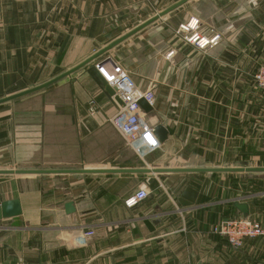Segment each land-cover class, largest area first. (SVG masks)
<instances>
[{
    "label": "crops",
    "instance_id": "obj_1",
    "mask_svg": "<svg viewBox=\"0 0 264 264\" xmlns=\"http://www.w3.org/2000/svg\"><path fill=\"white\" fill-rule=\"evenodd\" d=\"M176 1L0 0V95L61 74ZM251 14L240 33L237 6L188 0L51 84L68 90L65 105L9 116L0 170L264 167V90L251 78L264 58V2ZM195 32L218 39L200 49L184 38ZM99 60L104 77L126 63L134 84L151 89L146 117L168 130L163 148L139 158L109 123L116 106L87 73ZM251 175L263 189L239 193L234 181ZM186 186L198 196L183 208ZM139 187L148 196L126 207ZM15 198L19 225L0 220V264H264V239L233 248L210 232L227 217L264 225V172L0 174V202ZM87 229L93 234L78 243Z\"/></svg>",
    "mask_w": 264,
    "mask_h": 264
},
{
    "label": "built area",
    "instance_id": "obj_2",
    "mask_svg": "<svg viewBox=\"0 0 264 264\" xmlns=\"http://www.w3.org/2000/svg\"><path fill=\"white\" fill-rule=\"evenodd\" d=\"M189 27L195 29L197 21L192 26L187 24L183 28L188 30ZM184 37L187 42L200 49L208 44H215L218 39V35H214L209 41H205L203 38L198 39L197 32ZM252 79L259 89L264 90V64L257 67ZM106 81L114 91L110 98L116 106L115 112L109 118V123L122 137L126 146L139 158H143L147 151L159 146L151 131L152 123L148 121L146 114L137 104L139 98H144L151 104L153 100L152 91L148 88L142 90L136 86L130 77V73L118 65L114 66V70L107 76ZM115 96L120 99V103L115 100ZM148 194L146 188L139 187L124 200V204L126 207L135 206L144 200ZM210 232L225 239L233 248L242 246L246 238L264 239V225L249 217L223 218L211 226ZM92 234L93 231L85 230L77 242L84 243Z\"/></svg>",
    "mask_w": 264,
    "mask_h": 264
},
{
    "label": "water",
    "instance_id": "obj_3",
    "mask_svg": "<svg viewBox=\"0 0 264 264\" xmlns=\"http://www.w3.org/2000/svg\"><path fill=\"white\" fill-rule=\"evenodd\" d=\"M188 0H178L175 3L171 4L164 10L156 13L152 17L148 18L147 20L143 21L139 25L135 26L134 28L130 29L111 43L107 44L88 58L82 60L78 64L72 66L68 70L62 72L61 74L43 82L39 85L34 87L28 88L26 90L5 96L0 98V104L13 101L15 99L21 98L25 95L37 92L42 90L51 84L55 83L56 81L72 74L73 72L77 71L78 69L89 65L94 60L101 57L104 53L109 51L111 48L122 42L123 40L127 39L134 33L138 32L142 28L146 27L147 25L151 24L158 18L162 17L166 13L170 12L171 10L177 8L178 6L182 5L183 3L187 2ZM109 60V59H108ZM104 60H99L94 65L89 66L87 68V73L94 78L95 82L100 85L109 96H112L114 91L109 86L106 81L107 77H104L101 72H103L104 67ZM115 100L120 103V99L118 97H114ZM138 106L142 108L145 114L149 113L152 110L151 104H149L144 98H139L137 100ZM152 123V134L154 135L155 139L159 143V146L163 148L165 141L167 140L168 130L160 123H156L151 121ZM264 172V167H217V168H189V167H178V168H161V167H154V168H112V169H5L0 170V174H27V173H128V172ZM198 196V191L190 186H186L180 195L177 197V201L181 207L187 208L191 207L195 204L196 199ZM236 208H238L242 213H246V206L244 204H235ZM75 208L73 207L72 202H68L65 204V211L66 213L74 212ZM21 214V207L20 202L18 199H8L3 200L0 202V220L2 219H11V226H18L19 225V215Z\"/></svg>",
    "mask_w": 264,
    "mask_h": 264
},
{
    "label": "rangeland",
    "instance_id": "obj_4",
    "mask_svg": "<svg viewBox=\"0 0 264 264\" xmlns=\"http://www.w3.org/2000/svg\"><path fill=\"white\" fill-rule=\"evenodd\" d=\"M225 1V0H224ZM228 4H232L233 6H237V14H238V20H236V23L239 25V31L240 33L245 30V25H250V19L252 16V9L255 8L258 3H263L264 0H226ZM227 8V7H226ZM230 8V7H228ZM151 13H154V10H150L147 13L144 14V17L141 19H144L147 16H150ZM235 23V22H234ZM230 25V23H228ZM183 28V26H181ZM149 28V27H148ZM146 32L149 33V29H146ZM147 34V33H144ZM185 38V37H184ZM128 59L131 61L132 59L128 57ZM264 64V58L262 59L260 56H257L255 58V67L257 68L259 65ZM122 68H124L126 71L130 73V77L133 76V72L131 68L128 67L126 63H119ZM253 75V74H252ZM252 78V76H251ZM55 85H52L50 87H46L42 89V91H37L35 93L29 94L28 96L15 100L13 103H5L0 105V127H6L7 128V118L9 116H13L15 114H24L25 111H33L36 110V107L41 105H52L54 107H59L61 105H65L66 97L64 98L65 94H68V90L66 88H56ZM11 93L15 92H6V94H1L0 98L11 95ZM17 93V92H16ZM62 94H64L62 96ZM69 98V96H68ZM16 111V112H15ZM50 130H54V125L50 126ZM252 179H249L247 183L243 182V180H235L236 185L239 183L241 186H238L239 188L237 191H240L239 193H242L244 190L249 191H256L259 192L262 190V183L259 180L260 175H254L251 177ZM254 180V182L252 181ZM243 182V183H242ZM161 190V189H160ZM157 193H160L157 191Z\"/></svg>",
    "mask_w": 264,
    "mask_h": 264
}]
</instances>
